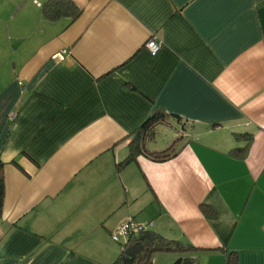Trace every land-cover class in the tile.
<instances>
[{
    "label": "crops",
    "instance_id": "0c3cea01",
    "mask_svg": "<svg viewBox=\"0 0 264 264\" xmlns=\"http://www.w3.org/2000/svg\"><path fill=\"white\" fill-rule=\"evenodd\" d=\"M45 1L0 0V264H111L130 220L196 264H264V0H72L73 21ZM153 114L144 145L178 153L118 167Z\"/></svg>",
    "mask_w": 264,
    "mask_h": 264
},
{
    "label": "trees",
    "instance_id": "16d2710c",
    "mask_svg": "<svg viewBox=\"0 0 264 264\" xmlns=\"http://www.w3.org/2000/svg\"><path fill=\"white\" fill-rule=\"evenodd\" d=\"M80 12V8L72 0H46L42 6V15L48 20L68 17L70 21H73L79 16ZM162 118V115L153 114L132 132L133 137L129 143V155L117 164L118 167L135 159L139 154L146 155L156 161H165L178 153L174 144L160 151H149L144 145V141L153 135L154 125L156 126ZM176 119L180 121L179 118ZM242 136L246 139V144L237 148L234 152L235 155H244L252 139V135L248 133L236 134V137ZM1 166L0 162V212L4 194ZM201 208L206 213L212 211L204 205ZM117 243L119 244V253L111 264H152L153 255L156 252L184 251L186 253L197 250L196 246L188 242L167 238L147 226H143L136 232L128 231L125 235V241L121 243L119 240ZM172 264H196V258L189 255L179 256ZM224 264H238V256L235 250L226 253Z\"/></svg>",
    "mask_w": 264,
    "mask_h": 264
},
{
    "label": "built area",
    "instance_id": "2783aa9c",
    "mask_svg": "<svg viewBox=\"0 0 264 264\" xmlns=\"http://www.w3.org/2000/svg\"><path fill=\"white\" fill-rule=\"evenodd\" d=\"M162 42L158 40L156 37L152 36L149 39L146 40L144 43V47L150 52V54L154 55L158 52V50L161 48ZM58 58H63V55L61 54H56L55 55ZM143 225L136 224L134 221H128L125 222L124 224H121L117 226L115 231L111 232L110 236L111 239L115 242H118L120 240V236L126 235L128 231H138L141 229Z\"/></svg>",
    "mask_w": 264,
    "mask_h": 264
},
{
    "label": "rangeland",
    "instance_id": "374dc122",
    "mask_svg": "<svg viewBox=\"0 0 264 264\" xmlns=\"http://www.w3.org/2000/svg\"><path fill=\"white\" fill-rule=\"evenodd\" d=\"M171 133V131H169V129H159L156 132V139H155V146L158 145V147H161L162 145H164L166 143V141L168 139H170L169 134ZM151 148H153V143H151L150 145ZM125 237L121 236L120 242L123 243L125 240ZM119 247V244L117 245ZM178 253L179 255H183L185 252L184 251H175Z\"/></svg>",
    "mask_w": 264,
    "mask_h": 264
}]
</instances>
